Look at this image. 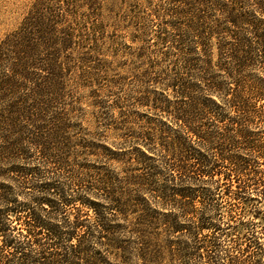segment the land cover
Here are the masks:
<instances>
[{"label": "trees", "instance_id": "obj_1", "mask_svg": "<svg viewBox=\"0 0 264 264\" xmlns=\"http://www.w3.org/2000/svg\"><path fill=\"white\" fill-rule=\"evenodd\" d=\"M144 1L168 67L137 129L98 89L93 130L62 106L101 80L98 0H35L0 43V264H264V0Z\"/></svg>", "mask_w": 264, "mask_h": 264}, {"label": "rangeland", "instance_id": "obj_2", "mask_svg": "<svg viewBox=\"0 0 264 264\" xmlns=\"http://www.w3.org/2000/svg\"><path fill=\"white\" fill-rule=\"evenodd\" d=\"M98 1L101 8L104 9L102 12L104 14L103 18L98 19L101 26H99V30L94 35L87 28H83V32L85 34L84 40L89 42L88 45L92 46L94 44L92 39L97 40L98 54H96L103 66L99 67L95 61L86 64L87 69L91 73L96 72V75L100 76L101 80H99V85L87 89L84 87L77 88L73 79L75 74H72L71 78L67 80L69 94L64 98L62 106L67 109L71 105H78L79 109H81L78 115L84 127H89V129L93 130L96 123L94 117L96 111H92L94 97H92L91 89H98V102H101L99 105L104 102L114 118H117L120 112H124L127 116V126H134L137 129V125L134 124L141 125L139 123L142 122L140 119L137 120L136 113L155 116L154 111L149 107L142 106L137 98L140 95L162 91L155 78L158 72L163 71V67L168 66H166V63H162L161 67L158 66L161 57L153 37L149 38L148 43L146 41H135L134 37L137 36L138 25L133 18L136 14L137 21L139 16H153L152 20L145 23V26L150 25L151 27L165 21L164 12L158 8L152 11V7H149L144 0ZM34 2L35 0H0V43L6 36L17 30L23 19L30 12ZM85 10L86 8H83L81 12ZM150 11L152 12L148 14ZM204 16L208 18V22L212 18V14L209 12L205 13ZM94 17L93 15L88 19L87 27L93 22ZM213 55L215 58V50H213ZM64 56H66L65 53ZM167 69L169 70L170 68ZM261 128L264 130V122L261 124ZM106 134L109 135L108 142L116 141L112 137L113 134L111 132H106ZM226 166L227 164L223 163L218 167L220 175H215L214 180L220 179L224 172L228 170ZM261 167H264V165ZM198 184L208 188L215 186V182L212 183L211 181ZM202 200L197 199L196 203L198 206H202ZM206 203L208 205V202ZM159 206L152 207L157 209L158 217L164 218L163 214L170 212V206ZM208 207L210 208V205ZM134 217V214L127 216L130 219ZM118 218H122V216H118ZM167 262V259H165L164 264H168Z\"/></svg>", "mask_w": 264, "mask_h": 264}]
</instances>
